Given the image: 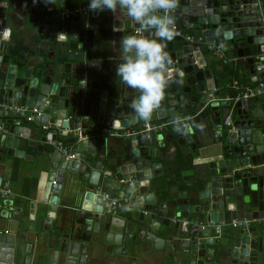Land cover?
Returning <instances> with one entry per match:
<instances>
[{"label":"water","instance_id":"1","mask_svg":"<svg viewBox=\"0 0 264 264\" xmlns=\"http://www.w3.org/2000/svg\"><path fill=\"white\" fill-rule=\"evenodd\" d=\"M171 15L174 23L195 26L207 43L221 45L238 61L247 58L254 73V57L263 41L254 0H179ZM79 20V15L72 17L71 26ZM57 21L60 30L63 20ZM42 24L49 26L50 21ZM5 29L11 37L17 31L0 11V264H30L26 231L9 229L5 218L9 177L1 171L4 156L17 152L26 158H51L41 238L62 253L66 264H85L88 251L104 247L126 253L130 241L135 247L145 241L173 254L181 249L179 254L188 259L184 264H212L214 257L229 258L232 264H264V229L241 228L228 238L205 236L200 228L204 220L218 224L264 218V128L247 100H213L220 94L219 77L208 65L204 47L196 50L176 35L163 41L171 58L166 73L171 82L159 109L143 121L132 109L140 93L124 85L116 72L108 80L100 64L95 66L94 45L102 41H87L90 49L85 51L81 41H36L34 45L48 50L45 55L5 39ZM137 34L158 39L130 30L121 37ZM121 41L114 44L117 54L122 53ZM173 41L181 43L174 46ZM20 107L35 110L33 128L17 114ZM209 110L217 118L211 119L215 128L210 139L201 141L193 131L194 118L213 117ZM177 121L183 122L179 129ZM59 135L70 136L69 154L44 152ZM176 147L184 155L177 173L170 158ZM66 173L80 179L78 185L70 178L81 197L71 216L56 221L53 209ZM178 176H183L181 189L170 184ZM129 190V204H109L103 196L125 197ZM183 220L189 223L186 230ZM35 223L31 215L28 230Z\"/></svg>","mask_w":264,"mask_h":264},{"label":"crops","instance_id":"2","mask_svg":"<svg viewBox=\"0 0 264 264\" xmlns=\"http://www.w3.org/2000/svg\"><path fill=\"white\" fill-rule=\"evenodd\" d=\"M68 9L72 10L74 8H66L63 0H54L53 4H48L47 6L45 5V0H36L35 3L33 0H0V11L4 12L5 17L9 19L12 28L17 30L14 33V36L11 37L12 41H18L20 48L23 46L29 48V45L34 49V51L44 53L45 55L48 50H43L40 45H34V43H36V41H56V38L58 37L56 30V27L58 29L57 20L63 17L65 18V12ZM87 12L89 14L94 13L93 15H95V17L98 19L100 18L101 14L99 12H92L90 10ZM103 15V17L107 16L110 18L112 25L111 28H113V30L116 32L123 31L125 29H127V31L132 29L134 31V27L139 26L130 18H128L123 10L118 9L115 13L105 10L103 11ZM48 21H50L49 26L47 25L45 29L41 31L39 26L41 22L46 23ZM174 24L186 34L203 36L199 31L196 30L195 26L184 27L179 26L177 23ZM197 33H199V35H197ZM59 41L61 40L59 39ZM81 42L80 46L84 51L88 48L90 49V45L88 46L87 41ZM104 42L106 41H102L103 45H100L98 41H96V43L100 46L94 45L95 50L98 51V53H95L96 57H93L95 58L93 61L95 62V66H98L97 63L100 64L99 68L101 69L103 76L109 80L110 78L114 77L117 65L123 61V53L119 52L117 54V50L114 49V44L118 41H110V44L105 46ZM180 43L181 42L176 41L175 46ZM69 50L71 51V49ZM223 52L225 59L227 60H224V56L217 55L213 51H209L207 49L204 51V55L208 61V65L211 66L213 73L217 74L219 77L220 94L217 96V99H221L219 103H224L223 101L232 103L231 100L228 101L222 99L227 96L231 97L233 96L232 94L235 93L233 88L239 86L236 84V76H238L240 79L248 78L250 81L258 80L254 79L253 77L254 75L258 76L257 72L255 71L256 60L254 57V73H251L250 64L246 63L247 58L244 57L241 61H238L237 56H232L229 54L230 52L228 50L223 48ZM117 55H119V57H117ZM226 67L231 68L234 74L224 75V70ZM246 86L251 85L248 84ZM247 101L250 103L251 108H258L261 110V112H258L256 118L263 119L264 93L258 95L257 97L250 98ZM26 109L27 112L33 116V109ZM208 112L213 113V117L203 114L194 118L195 123L193 131L197 138H199L201 141L210 139L212 129L215 128L211 122V119L216 121L217 118L212 110H209ZM25 122L27 125L33 128L34 124L31 120H26ZM68 137L70 136L59 135V139L57 141L64 143V140L66 142L64 144L68 146L69 154L72 142L68 141ZM52 142L53 141H49L46 144L44 152L48 153L55 149L59 150ZM19 153L20 152H17V154ZM17 154H14L13 156H4L5 167L1 171V173L8 174L9 177V190L7 192L9 196L7 198V204L5 205L7 207L5 210V218L8 221L9 229H17L18 227H21V231H26L27 240L25 241L27 245L25 246V249L30 264H66V262L63 260L62 253L60 251L57 252L52 246L49 245V243L42 240L41 238L44 229L40 227V217L45 214L44 208H46V205L48 204L44 200L46 197L48 174L52 171L49 168V162L51 158L37 154H35L33 158L31 156L26 158L25 155ZM192 154L197 156V152H193ZM170 158L171 161L173 159V161L176 163L173 166V170L177 173L179 168L182 166V162L184 161V155L180 149L176 147L174 153L170 155ZM205 159L206 158H198L195 161H205ZM192 174L193 172H190V175ZM182 177L183 176H178L177 178L172 179L170 184L178 185L179 189H181V186L183 185ZM70 178L74 180L76 176L66 173L63 180V189L59 195L60 202L59 204L57 203L53 209V212L57 218L56 221H60L61 218L66 215L71 216L74 207H78L79 204L78 201L81 197V194L78 192L77 186L74 185V181H72ZM79 182L80 179L76 178V183H78V185H80ZM71 185H74L73 190ZM83 186L85 187L83 191H86V183H83ZM49 195L52 194L49 193ZM117 197L123 196L119 195ZM72 198L74 199V204L71 203ZM109 204L111 203L109 202ZM31 215H34V220H36L34 230H28V224ZM232 221H237L240 223V225L237 227H232ZM203 222L208 224V222L205 220ZM218 224L222 225V232L219 236H226L228 238L234 237L241 228L247 229L249 227L255 226L257 228V232H260L264 229V221L260 219H252L250 221L232 219L229 222H221ZM213 228L214 225L208 224V228L203 230L204 235L216 236ZM37 231L39 234L36 239ZM135 243V241H130V245H128V251L126 253L113 252L110 247H104L95 252L88 251L85 264H184V262L188 260L184 255L179 254L181 249H178L173 254L171 253L172 251L170 252L168 249H152L150 248V243L145 241H142L137 247L134 246ZM212 264L232 263L229 258L220 259L218 257H214Z\"/></svg>","mask_w":264,"mask_h":264},{"label":"clouds","instance_id":"3","mask_svg":"<svg viewBox=\"0 0 264 264\" xmlns=\"http://www.w3.org/2000/svg\"><path fill=\"white\" fill-rule=\"evenodd\" d=\"M35 3L36 0H33ZM54 0H45V5ZM179 0H89L88 9L92 12L105 10L115 13L123 12L138 24V33L154 34L158 39L137 34L122 38L120 48L123 62L117 65L116 75L128 88L140 93L132 102L135 116L149 121L157 111L170 84L166 78L167 66L171 58L163 41H172L176 35L174 18L171 13L178 7ZM11 37V30H4V38ZM258 70H264L261 66ZM182 121H177L179 129Z\"/></svg>","mask_w":264,"mask_h":264},{"label":"built area","instance_id":"4","mask_svg":"<svg viewBox=\"0 0 264 264\" xmlns=\"http://www.w3.org/2000/svg\"><path fill=\"white\" fill-rule=\"evenodd\" d=\"M254 3L256 5L257 11H258V15L257 18L258 20L261 22V28H262V38L263 41L259 43V48H258V52L255 55V71L258 74V80L257 83L251 86H246V87H239L236 86L233 89L235 90L236 95L235 96H227L224 97L222 100H228V101H239V100H248L250 98H254L257 97L258 95L264 93V70H258L261 66H264V7L262 6V0H254ZM87 11H89L88 9V5L86 6H81V7H75L72 10H67L65 12V15L68 16V14H83V13H87ZM140 26H135L134 27V31L137 32V29ZM175 30H176V36H182L183 39L191 44L194 45V49L199 50L201 48H206L209 51H213L214 53H216L217 55L220 56H224V52H223V48L221 45L216 44V43H207L204 40L203 36H195V35H191V34H186L183 33V31L178 28L177 26H175ZM224 60L225 56H224ZM263 77V78H262ZM213 100H221L220 98L218 99H213ZM1 107V104H0ZM17 114L21 117H24L26 120L30 121L32 120V115L30 113L27 112L26 108H16ZM35 110L32 111V114ZM191 115H187V117H190ZM227 124H228V119H226ZM52 143H54L56 145V147L65 155L67 156L68 154V146L65 145L62 142H58V141H53ZM127 187L131 188L132 187V182H128L127 183ZM131 191L129 190V193L127 194V196L125 197H109L108 194L104 193V198H107V200L111 203V204H118V205H122L123 203H130L131 202V198H130V194ZM262 221H264V218L260 219ZM208 224H212L214 225V233H216V236H219L222 232V225L221 224H214V223H208ZM208 224L204 223V222H200V228L201 230H206L208 228ZM248 224V223H247ZM182 225L184 227V230L187 229V227L189 226V223L187 220H183ZM240 223H238L237 221H232V227H237L239 226Z\"/></svg>","mask_w":264,"mask_h":264},{"label":"flooded vegetation","instance_id":"5","mask_svg":"<svg viewBox=\"0 0 264 264\" xmlns=\"http://www.w3.org/2000/svg\"><path fill=\"white\" fill-rule=\"evenodd\" d=\"M99 13L101 14L99 19L93 15L94 13L89 14L88 12L83 14H68V16L65 15V18H60L63 20L60 30H58L56 27L58 37L61 41H121V35H125L127 29L116 32L113 30V28H111L112 25L110 18L107 16L103 17V12ZM78 15L80 20L77 22L76 27H72L71 18ZM82 18H85V20ZM39 26L41 31H43V29L46 27L44 24H40ZM130 31L135 32L132 29H130ZM71 36L75 39H71ZM175 43L176 41H173L174 46ZM254 112L257 116L258 112H261V110L257 108ZM255 120H259L264 128V118H255Z\"/></svg>","mask_w":264,"mask_h":264},{"label":"trees","instance_id":"6","mask_svg":"<svg viewBox=\"0 0 264 264\" xmlns=\"http://www.w3.org/2000/svg\"><path fill=\"white\" fill-rule=\"evenodd\" d=\"M64 4L66 5V8H75V7H81V6H86L89 3V0H63ZM197 35H199V33H197ZM224 75L226 74H234V72H232L231 68H227L224 70ZM263 78V77H262ZM236 80H237V85H239L241 88L245 87L246 85H253L257 83L256 81H250V79L248 78H244V79H240L238 76H236ZM64 143H66L63 140Z\"/></svg>","mask_w":264,"mask_h":264}]
</instances>
